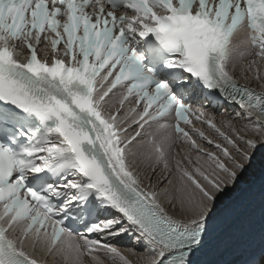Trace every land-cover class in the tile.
Listing matches in <instances>:
<instances>
[{
    "label": "snow or ice",
    "instance_id": "6c2138e0",
    "mask_svg": "<svg viewBox=\"0 0 264 264\" xmlns=\"http://www.w3.org/2000/svg\"><path fill=\"white\" fill-rule=\"evenodd\" d=\"M261 143L264 0H0V264H193Z\"/></svg>",
    "mask_w": 264,
    "mask_h": 264
},
{
    "label": "bare ground",
    "instance_id": "6f19581e",
    "mask_svg": "<svg viewBox=\"0 0 264 264\" xmlns=\"http://www.w3.org/2000/svg\"><path fill=\"white\" fill-rule=\"evenodd\" d=\"M238 162L244 165L242 171L237 173L235 182L232 186L225 187L222 192L215 196V206L212 208L211 213H209L208 219L221 207L226 205L234 195L242 191L253 181L258 172L264 167V143L259 144L255 151L251 153L248 163L244 164L243 160L239 158ZM229 167H231V165H229ZM233 171H235V169H233ZM250 201L251 200L246 201V205L249 204ZM239 213L240 212L235 213L234 216H238Z\"/></svg>",
    "mask_w": 264,
    "mask_h": 264
},
{
    "label": "water",
    "instance_id": "95a60500",
    "mask_svg": "<svg viewBox=\"0 0 264 264\" xmlns=\"http://www.w3.org/2000/svg\"><path fill=\"white\" fill-rule=\"evenodd\" d=\"M264 168V167H263Z\"/></svg>",
    "mask_w": 264,
    "mask_h": 264
}]
</instances>
